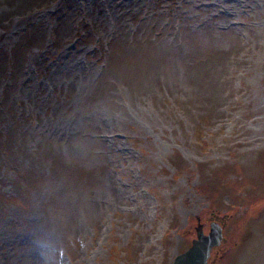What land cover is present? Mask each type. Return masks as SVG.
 <instances>
[{"label":"rangeland","instance_id":"obj_1","mask_svg":"<svg viewBox=\"0 0 264 264\" xmlns=\"http://www.w3.org/2000/svg\"><path fill=\"white\" fill-rule=\"evenodd\" d=\"M264 264V0H0V264Z\"/></svg>","mask_w":264,"mask_h":264},{"label":"water","instance_id":"obj_2","mask_svg":"<svg viewBox=\"0 0 264 264\" xmlns=\"http://www.w3.org/2000/svg\"><path fill=\"white\" fill-rule=\"evenodd\" d=\"M221 240L222 228L217 222H210L207 233L202 231V225L199 224L190 246L179 253L172 264H209L211 249L219 245Z\"/></svg>","mask_w":264,"mask_h":264},{"label":"bare ground","instance_id":"obj_3","mask_svg":"<svg viewBox=\"0 0 264 264\" xmlns=\"http://www.w3.org/2000/svg\"><path fill=\"white\" fill-rule=\"evenodd\" d=\"M221 2V4H224V6H228L232 0H216V2Z\"/></svg>","mask_w":264,"mask_h":264}]
</instances>
